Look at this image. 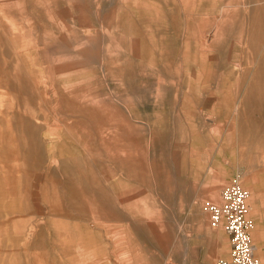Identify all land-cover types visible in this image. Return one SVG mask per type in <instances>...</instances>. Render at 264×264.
<instances>
[{"label": "rangeland", "instance_id": "1", "mask_svg": "<svg viewBox=\"0 0 264 264\" xmlns=\"http://www.w3.org/2000/svg\"><path fill=\"white\" fill-rule=\"evenodd\" d=\"M232 180L264 264V0H0V264L227 259Z\"/></svg>", "mask_w": 264, "mask_h": 264}, {"label": "built area", "instance_id": "2", "mask_svg": "<svg viewBox=\"0 0 264 264\" xmlns=\"http://www.w3.org/2000/svg\"><path fill=\"white\" fill-rule=\"evenodd\" d=\"M204 208L209 214L210 225L213 228L222 226L230 244L229 257L213 264H262L255 255L251 239L254 221L249 190L232 180L222 187L219 203L207 202Z\"/></svg>", "mask_w": 264, "mask_h": 264}, {"label": "crops", "instance_id": "3", "mask_svg": "<svg viewBox=\"0 0 264 264\" xmlns=\"http://www.w3.org/2000/svg\"><path fill=\"white\" fill-rule=\"evenodd\" d=\"M254 221V220H253ZM255 246V245H254ZM255 248H256V251H257V246H255ZM256 254V253H255Z\"/></svg>", "mask_w": 264, "mask_h": 264}, {"label": "bare ground", "instance_id": "4", "mask_svg": "<svg viewBox=\"0 0 264 264\" xmlns=\"http://www.w3.org/2000/svg\"><path fill=\"white\" fill-rule=\"evenodd\" d=\"M255 250H256V248H255ZM256 252V251H255Z\"/></svg>", "mask_w": 264, "mask_h": 264}]
</instances>
